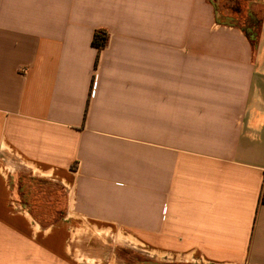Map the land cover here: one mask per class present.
Here are the masks:
<instances>
[{"label": "crops", "instance_id": "obj_1", "mask_svg": "<svg viewBox=\"0 0 264 264\" xmlns=\"http://www.w3.org/2000/svg\"><path fill=\"white\" fill-rule=\"evenodd\" d=\"M248 2L257 47L216 0H0V264H67L65 228L15 190L25 169L72 178L74 215L157 233V258L264 264V0Z\"/></svg>", "mask_w": 264, "mask_h": 264}, {"label": "rangeland", "instance_id": "obj_2", "mask_svg": "<svg viewBox=\"0 0 264 264\" xmlns=\"http://www.w3.org/2000/svg\"><path fill=\"white\" fill-rule=\"evenodd\" d=\"M216 2L220 15H232L229 9L238 8L235 23L241 27H252V31L256 27L251 11L257 13L258 20L262 9L260 5L251 7L249 2L233 0ZM13 177L21 202L28 205L40 225L51 227L60 224L65 228L67 264H189L177 262L180 258L170 255L161 258L158 254L157 258V245L153 243L157 233H146L145 241L137 233H127L113 224L74 215L72 178L62 185L38 178L26 169ZM63 215H66V220L61 222Z\"/></svg>", "mask_w": 264, "mask_h": 264}, {"label": "trees", "instance_id": "obj_3", "mask_svg": "<svg viewBox=\"0 0 264 264\" xmlns=\"http://www.w3.org/2000/svg\"><path fill=\"white\" fill-rule=\"evenodd\" d=\"M233 1H235V2H239V1L248 2V0H233ZM237 9L238 8L229 9L230 14H232V15H220L219 9L217 8V5H216L215 11L217 14V22H219V24H222V25H228V26L240 28L246 34L248 39L251 41V43L253 44V47H257V33L259 30V21L256 19V16L251 12V16L253 18H255V20H256V27L253 28V31H252V27L251 28L250 27H247V28L241 27L240 25L235 23V21H236L235 15H238ZM108 41H109V36H108L106 31L101 30V31L95 32L94 38H93V46L99 50V54H100V51L108 45ZM99 54H98V58L96 60L95 66L98 65ZM261 203L264 204V187H263Z\"/></svg>", "mask_w": 264, "mask_h": 264}, {"label": "built area", "instance_id": "obj_4", "mask_svg": "<svg viewBox=\"0 0 264 264\" xmlns=\"http://www.w3.org/2000/svg\"><path fill=\"white\" fill-rule=\"evenodd\" d=\"M15 202V201H14ZM17 202V201H16Z\"/></svg>", "mask_w": 264, "mask_h": 264}]
</instances>
